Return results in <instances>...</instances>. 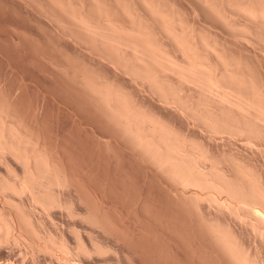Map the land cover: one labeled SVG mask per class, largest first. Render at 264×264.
I'll return each mask as SVG.
<instances>
[{"label":"rangeland","instance_id":"obj_1","mask_svg":"<svg viewBox=\"0 0 264 264\" xmlns=\"http://www.w3.org/2000/svg\"><path fill=\"white\" fill-rule=\"evenodd\" d=\"M100 1L113 10L118 9L117 2L131 6L134 12L139 11L141 16L152 20L142 0ZM154 1L180 14L197 33L218 43L225 55L244 63L264 83V51L241 37L236 29L234 32V27L232 29L234 24L246 23L244 17L228 10L227 1L232 0ZM81 2L87 6L92 3L91 0ZM81 2L0 0V110L6 109L12 123H21V128L31 138L33 136L36 143L40 142L50 160L67 176L63 174L69 179V190H62L61 195L80 216L74 219L67 209L61 208L46 211L29 200V195L10 193L8 199L0 192V208L5 209L4 213L15 220L21 219L23 214L29 216L33 228L43 238L39 236L38 240L32 229L22 224L19 233L25 236L23 247L14 243L0 245V264H66L58 250L45 245L46 236L65 239L76 248L77 232L91 253L73 257L71 264H231L220 253L206 224L186 204L188 202L184 205L185 197L98 106L82 82L84 76H105L124 88H131L129 91L139 102L176 121L189 135L208 144L218 157L234 153L257 169L263 178L264 156L250 150L241 140L233 141L225 136L210 138L207 132L188 123L174 109L164 106L147 87H136L129 76L89 51L80 41L83 34L58 7L61 3L76 6ZM218 3L220 11L212 13L211 7L216 5V8ZM222 11L223 15L219 14ZM227 13L229 17L225 16ZM0 159L2 181L14 180L16 175L23 177L20 161L11 155ZM208 209H203L206 219L218 218L223 224L231 225L240 239L252 247L254 254L256 250L261 253L260 259L263 257L264 261V244L251 229L230 216H219ZM89 216L95 218L93 223ZM92 238L105 249L104 253L95 250ZM37 242L38 246L34 244Z\"/></svg>","mask_w":264,"mask_h":264},{"label":"bare ground","instance_id":"obj_2","mask_svg":"<svg viewBox=\"0 0 264 264\" xmlns=\"http://www.w3.org/2000/svg\"><path fill=\"white\" fill-rule=\"evenodd\" d=\"M240 1H227L228 10L246 21L244 25L233 22L232 29L234 27V32L236 29L241 37L264 51V2ZM91 2L90 6L83 2L76 6L58 5L83 34V41H80L89 47V51L129 76L136 87H147L164 106L174 109L188 123L207 132L210 138L225 136L233 141L241 140L250 150L264 156V83L244 63L225 55L218 43L197 33L180 14L154 0H142L152 20L118 2L119 7L114 10L100 0ZM215 6L211 7L213 10L210 8L212 13L220 11L217 10L219 3ZM225 16L229 17L228 13ZM82 82L121 133L185 197L184 205L188 202L186 204L206 224L227 261L231 264H264L261 253L256 250L257 254H254L252 247L240 239L231 225L223 224L218 218L208 220L203 213L208 207L219 216H230L251 229L264 244V178L257 169L234 153L218 157L208 144L189 135L176 121L139 102L140 99L129 91L131 88H124L100 75L84 76ZM5 110H0V157L4 160L5 156L11 155L20 161L23 177L16 175L14 180L7 178L5 181L0 178V192L8 199L10 193L29 195V200L46 211L67 209L70 217L78 218L79 213L61 195L62 190H69L67 176L50 160L40 142L36 143L34 137L21 128V123L9 121ZM4 210L0 208V245H20L25 237L19 233L22 224L30 227L39 238L29 216L21 214L19 221L7 216ZM15 215L19 216L17 212ZM90 219L93 223L95 218ZM46 238L45 245L58 250L66 264H71L79 254L91 253L78 232L76 248L65 239ZM91 240L97 252H105L94 238Z\"/></svg>","mask_w":264,"mask_h":264}]
</instances>
